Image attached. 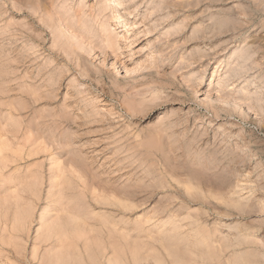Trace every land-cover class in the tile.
I'll return each mask as SVG.
<instances>
[{
  "label": "rangeland",
  "instance_id": "1",
  "mask_svg": "<svg viewBox=\"0 0 264 264\" xmlns=\"http://www.w3.org/2000/svg\"><path fill=\"white\" fill-rule=\"evenodd\" d=\"M0 264H264V0H0Z\"/></svg>",
  "mask_w": 264,
  "mask_h": 264
},
{
  "label": "bare ground",
  "instance_id": "2",
  "mask_svg": "<svg viewBox=\"0 0 264 264\" xmlns=\"http://www.w3.org/2000/svg\"><path fill=\"white\" fill-rule=\"evenodd\" d=\"M122 7V6H121Z\"/></svg>",
  "mask_w": 264,
  "mask_h": 264
}]
</instances>
